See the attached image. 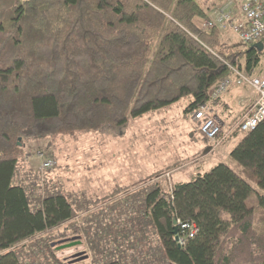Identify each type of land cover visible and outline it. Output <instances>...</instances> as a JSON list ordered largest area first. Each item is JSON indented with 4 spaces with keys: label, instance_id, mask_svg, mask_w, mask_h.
<instances>
[{
    "label": "trees",
    "instance_id": "1",
    "mask_svg": "<svg viewBox=\"0 0 264 264\" xmlns=\"http://www.w3.org/2000/svg\"><path fill=\"white\" fill-rule=\"evenodd\" d=\"M211 10L197 0H17L0 12V264L80 261L72 258L79 245L62 248L82 233L67 193L48 186L33 201L14 184L29 142L52 147L60 135L122 128L182 100L191 117L202 105L214 113L232 90L214 95L229 66L251 76L264 68V40L263 48L224 44L217 28H203ZM234 136L231 156L256 187L221 163L169 192L154 184L137 206L169 264H264V121L228 140ZM120 215L108 233L118 222L131 232ZM175 226L177 236L190 227L195 236L181 246Z\"/></svg>",
    "mask_w": 264,
    "mask_h": 264
},
{
    "label": "rangeland",
    "instance_id": "2",
    "mask_svg": "<svg viewBox=\"0 0 264 264\" xmlns=\"http://www.w3.org/2000/svg\"><path fill=\"white\" fill-rule=\"evenodd\" d=\"M197 1L203 8H223L221 0ZM16 3L17 0L0 3V12L13 8ZM238 91L250 99L256 96L247 86ZM187 106V100H182L167 110L151 112L138 119L130 118L127 126L122 128L106 126L73 137L60 135L52 147L47 141L27 144L14 184L25 187L33 201L48 186L67 193L82 229L80 239L74 242V246L80 247L77 254L84 257L77 264H101L107 260L127 264H169L152 220L145 219L141 224L142 218L136 210L147 200L156 183L169 192L177 181H192L198 173L223 163L247 176L256 187L253 175L231 156L236 138L213 148L197 132L193 117L185 112ZM40 154L54 159L56 167L43 173ZM247 203L249 206L257 204L255 194ZM129 208H133V212L124 213ZM119 213L131 232L119 226L117 219L118 231L114 229L108 233V227L115 228L112 222ZM107 218L108 225L104 227L103 220ZM130 218L135 221L130 222ZM136 231L138 238L133 236ZM110 233H117L116 241H107ZM111 243L118 245L114 253L106 249V244ZM37 264H43L42 260L38 259Z\"/></svg>",
    "mask_w": 264,
    "mask_h": 264
},
{
    "label": "built area",
    "instance_id": "3",
    "mask_svg": "<svg viewBox=\"0 0 264 264\" xmlns=\"http://www.w3.org/2000/svg\"><path fill=\"white\" fill-rule=\"evenodd\" d=\"M212 9L210 19L203 23V28H217L223 36L224 44L239 43L253 45L264 40V0H226ZM213 10H215L213 12ZM231 74L217 88L215 97L225 95L233 87L247 86L254 90L257 98L252 108L243 117L225 130L222 121L208 105H202L193 116V121L200 124L201 134L213 148L224 144L235 132L247 133L264 121V68L257 75H248L236 66H229ZM43 173L56 167V161L40 154ZM196 230H190L178 237L181 246L195 236Z\"/></svg>",
    "mask_w": 264,
    "mask_h": 264
},
{
    "label": "crops",
    "instance_id": "4",
    "mask_svg": "<svg viewBox=\"0 0 264 264\" xmlns=\"http://www.w3.org/2000/svg\"><path fill=\"white\" fill-rule=\"evenodd\" d=\"M7 1L8 0H0V3H6ZM235 89H236L235 91L230 92L224 98H222L220 105L218 107H215L214 109V114L218 116V118L222 121V123L224 124L226 128H229L235 122L239 121L243 117V115L252 108L257 98V95H256L255 97L250 99V97H247L242 92L238 91L239 89H244V87H237ZM196 125L198 129V124ZM234 137L236 138V141L234 142L232 146V150L235 147L239 139L236 136ZM185 181L186 180L177 181L176 183L185 182ZM133 208H129L128 210L123 209L124 213L129 214L133 212L131 211ZM137 209L138 208H136V210Z\"/></svg>",
    "mask_w": 264,
    "mask_h": 264
},
{
    "label": "water",
    "instance_id": "5",
    "mask_svg": "<svg viewBox=\"0 0 264 264\" xmlns=\"http://www.w3.org/2000/svg\"><path fill=\"white\" fill-rule=\"evenodd\" d=\"M255 47L263 48V44H262V43H258V44L255 45ZM177 234H178V227L175 226L174 235H176V239H178ZM75 244H76V243H70V244H68V245L62 246V248L72 247V246H74ZM73 258H75L76 260H81V259L84 258V257H82V255H80V254H77V255H74Z\"/></svg>",
    "mask_w": 264,
    "mask_h": 264
},
{
    "label": "flooded vegetation",
    "instance_id": "6",
    "mask_svg": "<svg viewBox=\"0 0 264 264\" xmlns=\"http://www.w3.org/2000/svg\"><path fill=\"white\" fill-rule=\"evenodd\" d=\"M78 253V252H77ZM77 253H75V254H77Z\"/></svg>",
    "mask_w": 264,
    "mask_h": 264
}]
</instances>
